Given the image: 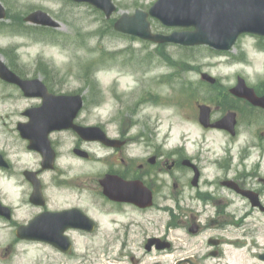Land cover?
I'll return each instance as SVG.
<instances>
[{
  "label": "flooded vegetation",
  "instance_id": "af4514ba",
  "mask_svg": "<svg viewBox=\"0 0 264 264\" xmlns=\"http://www.w3.org/2000/svg\"><path fill=\"white\" fill-rule=\"evenodd\" d=\"M232 89L218 92L216 99L213 93L212 102L205 105L210 110V125H218L232 108L263 111L234 96ZM200 106L196 125L230 139L227 146L221 145L225 153L205 147L197 150L192 142L188 149L184 145L173 151L154 144L138 149L100 123L97 126L113 143L86 142L73 130L51 134L50 152L44 153L48 158L53 155L54 166L48 169L43 152L31 150L25 141L26 152L38 162L22 171L32 189L27 203L34 214L15 222L13 207L0 191L1 204L12 210L11 219H0L13 236L0 264H19L18 245L48 246L61 258L73 259L80 239L116 246L98 255L113 264H264V120L258 126L255 122L261 117H246L236 110L232 130L204 127L199 123ZM76 123L93 125L81 116ZM232 138L236 140L231 143ZM90 145H96L98 153ZM86 152L88 158H81L80 153ZM70 157L83 162L97 159L98 174L74 177L68 169ZM0 163V172L12 167L8 153L2 150ZM205 165L215 173L207 174ZM35 218L39 229L24 231L19 238L18 228ZM249 225L259 228L250 230ZM5 235L9 234L5 231ZM66 239L72 247L68 254L52 246L65 247Z\"/></svg>",
  "mask_w": 264,
  "mask_h": 264
},
{
  "label": "rangeland",
  "instance_id": "374dc122",
  "mask_svg": "<svg viewBox=\"0 0 264 264\" xmlns=\"http://www.w3.org/2000/svg\"><path fill=\"white\" fill-rule=\"evenodd\" d=\"M0 1L7 9L6 19H0V60L23 78L43 80L56 93L82 94V119L121 133L138 149L154 144L173 151L184 145L188 149L192 142L197 150L205 147L225 153L221 145L227 146L230 139L199 128L195 123L197 106L210 104L213 93L216 99L218 92L236 87L238 77L264 96L263 39L244 36L228 56H219L203 47L156 44L114 30L124 14L133 15L138 9L148 11L157 0H113L117 12L111 18L91 5L71 0ZM38 10L55 17L59 26L35 27L25 22V17ZM150 22L154 33L169 35L174 31L155 19ZM204 74L211 79L205 80ZM39 103L40 100L26 99L18 87L0 80V150L8 153L12 165L0 173L12 174L13 178L11 182L0 174V191L13 207L15 222L26 221L34 214L27 203L32 189L22 171L36 167L38 162L26 153V143L17 126L26 121L22 115L25 109ZM237 111L246 117L259 114L261 118L255 124L262 126L264 110ZM111 120L113 124H109ZM235 140L232 138L231 143ZM89 149L98 153L96 145ZM211 155L208 152L209 158ZM67 163L74 177L98 174L97 159L83 162L70 157ZM205 172L215 173L210 165H205ZM48 179L50 176H46ZM16 182L20 186L15 187ZM247 228L258 230L259 226ZM12 237L11 228L0 219L1 258ZM107 249L115 250L116 246L80 239L75 250L79 257L73 261L61 258L48 246L18 245L17 253L19 264H113L98 256Z\"/></svg>",
  "mask_w": 264,
  "mask_h": 264
},
{
  "label": "water",
  "instance_id": "95a60500",
  "mask_svg": "<svg viewBox=\"0 0 264 264\" xmlns=\"http://www.w3.org/2000/svg\"><path fill=\"white\" fill-rule=\"evenodd\" d=\"M73 1L90 3L104 10L107 18L115 11L111 0ZM150 15L167 26L194 30L176 32L170 36L154 35L148 20ZM5 17L4 8L0 5V18ZM26 20L52 27L59 26V23L42 12L34 13ZM115 29L159 44L171 42L182 46L208 45L217 50H230L244 33L264 36V0H159L149 13L138 10L134 16L124 15L115 24ZM0 77L20 86L26 96L44 98V105L29 113L31 121L20 127L24 138L39 144L48 139L52 130L73 128L87 140L101 139L98 127H77L73 123L83 106L81 96L54 97L47 92L40 80H22L2 63ZM204 78L209 77L204 75ZM233 92L258 104L253 91L246 87L242 79ZM201 121L204 125L209 124V114L203 113ZM221 125L233 128L231 118L222 121Z\"/></svg>",
  "mask_w": 264,
  "mask_h": 264
},
{
  "label": "bare ground",
  "instance_id": "6f19581e",
  "mask_svg": "<svg viewBox=\"0 0 264 264\" xmlns=\"http://www.w3.org/2000/svg\"><path fill=\"white\" fill-rule=\"evenodd\" d=\"M6 176H7V175H6ZM6 179H7L8 181H10V180H11V176H7Z\"/></svg>",
  "mask_w": 264,
  "mask_h": 264
}]
</instances>
